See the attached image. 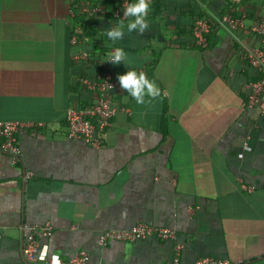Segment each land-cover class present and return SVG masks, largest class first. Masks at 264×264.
<instances>
[{
	"label": "crops",
	"instance_id": "obj_1",
	"mask_svg": "<svg viewBox=\"0 0 264 264\" xmlns=\"http://www.w3.org/2000/svg\"><path fill=\"white\" fill-rule=\"evenodd\" d=\"M239 1L149 0L148 27L128 32L123 20L115 41L106 32L116 25L94 16L85 50L122 48L117 78L134 69L159 90L138 104L119 82L95 148L67 135V107L89 102L73 78L87 66L72 59L68 0H0V120L43 124L16 131L17 163L0 152V264H34L26 228L45 223L51 234L35 236L63 260L83 249L88 264H172L181 243L179 264H264V112L247 105L259 74L244 56L259 43L249 30L258 17L242 13L233 33L212 27L206 47L192 36L201 8ZM139 221L174 236L99 244L102 231Z\"/></svg>",
	"mask_w": 264,
	"mask_h": 264
},
{
	"label": "built area",
	"instance_id": "obj_2",
	"mask_svg": "<svg viewBox=\"0 0 264 264\" xmlns=\"http://www.w3.org/2000/svg\"><path fill=\"white\" fill-rule=\"evenodd\" d=\"M129 5V0H120V4L113 10V16L125 20V10ZM81 10L89 15L103 13L101 7H89L88 2H82ZM212 26L222 27L233 33L235 30L244 27V14L240 17L230 15L218 16L209 13L205 17L197 18L192 26V36L194 44L200 47H206L208 44L207 34ZM252 33L259 37L257 46L244 47V56L248 63L256 69L259 76L256 80L248 84L247 105L256 106L261 112H264V12L257 21L249 26ZM77 36L71 35L70 41L74 44ZM109 54V53H108ZM105 57L94 59L96 68L91 75L78 76V82L89 90L94 98L91 103L78 106L72 104L67 107L65 112V123L67 126V135L71 139L79 140L92 147L99 148L104 142V130L109 124V120L116 112L112 103V90L119 83L113 68V61ZM90 55L85 50H79L72 55L76 62L88 61ZM42 123L22 122L18 120H0V152L6 153L12 163H17L20 157V148L16 138V131L20 128H27ZM30 173L24 176L28 177ZM246 187V186H243ZM247 188H251L247 186ZM49 236L51 234V225L45 223L42 225H30L26 228V234L23 242V257L27 262L34 264H88L89 255L81 249L72 256L63 260L57 253L49 252L48 246L41 243L35 234ZM174 236V230L137 222L129 228L107 229L98 236L99 244L105 245L110 241H134L143 237H155L158 239H168ZM181 243H176L173 248L172 264L180 263ZM194 264H231L226 259L215 258L212 256H202L195 260Z\"/></svg>",
	"mask_w": 264,
	"mask_h": 264
},
{
	"label": "trees",
	"instance_id": "obj_3",
	"mask_svg": "<svg viewBox=\"0 0 264 264\" xmlns=\"http://www.w3.org/2000/svg\"><path fill=\"white\" fill-rule=\"evenodd\" d=\"M88 2L89 7H101L104 9L103 13H96L89 15L86 12H83L81 10L82 2ZM69 6H70V12H69V20H70V28H71V35L75 33L77 36L76 42L73 44L76 47L75 51L79 50H85L84 45L91 41L94 36L96 35V31L94 29V22L93 18L94 16H98L99 14L103 15L107 19L113 22L114 25H117L120 19L113 16V10L117 8L120 4V0H68ZM136 0H129L130 3H135ZM264 12V0H241L238 3H229L226 5V7L218 13H214L218 16L222 15H230V16H239L240 14L244 13L245 17H247L248 20L253 19L254 17H260V15ZM209 14V12H206V10L202 9L198 11V15L195 16V20L200 17H205ZM133 19V17H127L124 21L127 22L128 20ZM214 27V26H212ZM211 27V28H212ZM209 34V33H208ZM208 34H207V40H208ZM253 36L256 37L258 41V35L256 33H252ZM70 35V38H71ZM259 42V41H258ZM208 45V44H207ZM87 51V50H85ZM88 52V51H87ZM90 58L88 61L83 62L84 66H87V69L82 72V74H75L73 76L75 85L79 87V89H76L79 93H85L84 91L88 92L87 98H89V102L85 103H91L94 96L93 94L87 90L84 86H82L77 78L80 75H89L90 71L88 69L93 68V71L96 68V65L94 64V59L99 57H105V51H99L98 53H90ZM89 67V68H88ZM92 94V95H91ZM77 102L79 100L77 99ZM85 104H81L85 105Z\"/></svg>",
	"mask_w": 264,
	"mask_h": 264
},
{
	"label": "clouds",
	"instance_id": "obj_4",
	"mask_svg": "<svg viewBox=\"0 0 264 264\" xmlns=\"http://www.w3.org/2000/svg\"><path fill=\"white\" fill-rule=\"evenodd\" d=\"M149 10V0H136L135 3H130L124 13V16L133 17L127 25V31L131 32L132 29L138 28L140 32H143L147 27L148 23L146 16ZM125 28L124 21L121 20L118 24L109 29L106 35L111 40H117V37L123 36V31ZM126 53L122 48H116L114 52L108 54L107 60H112L113 62L125 60ZM119 82L124 89H127L131 96L136 100V102L144 103V97L158 95L159 90L156 88L154 82H151L146 78L143 72L139 74L134 70H127L123 74L118 75Z\"/></svg>",
	"mask_w": 264,
	"mask_h": 264
}]
</instances>
